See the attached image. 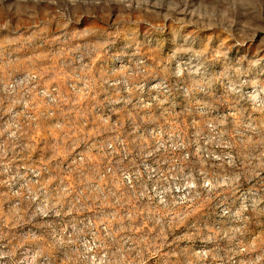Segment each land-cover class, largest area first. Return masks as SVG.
Returning <instances> with one entry per match:
<instances>
[{
    "label": "rangeland",
    "instance_id": "374dc122",
    "mask_svg": "<svg viewBox=\"0 0 264 264\" xmlns=\"http://www.w3.org/2000/svg\"><path fill=\"white\" fill-rule=\"evenodd\" d=\"M0 264H264V0H0Z\"/></svg>",
    "mask_w": 264,
    "mask_h": 264
},
{
    "label": "built area",
    "instance_id": "2783aa9c",
    "mask_svg": "<svg viewBox=\"0 0 264 264\" xmlns=\"http://www.w3.org/2000/svg\"><path fill=\"white\" fill-rule=\"evenodd\" d=\"M127 183H130V181H129V180H127Z\"/></svg>",
    "mask_w": 264,
    "mask_h": 264
}]
</instances>
